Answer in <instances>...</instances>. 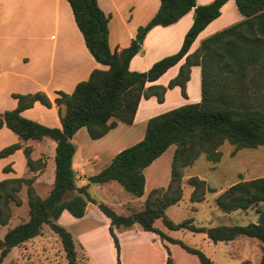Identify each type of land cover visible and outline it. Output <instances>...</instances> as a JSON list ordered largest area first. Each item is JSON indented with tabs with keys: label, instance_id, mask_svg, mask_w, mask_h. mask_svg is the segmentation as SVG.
Instances as JSON below:
<instances>
[{
	"label": "trees",
	"instance_id": "1",
	"mask_svg": "<svg viewBox=\"0 0 264 264\" xmlns=\"http://www.w3.org/2000/svg\"><path fill=\"white\" fill-rule=\"evenodd\" d=\"M67 1L88 50L98 63L108 69H95L89 79L80 82L71 94L56 92L54 102L61 128L46 127L22 116L24 110L37 102L52 106L48 95L43 92L14 94L18 100L17 108L0 114V129L7 127L22 142L49 137L57 143L55 182L47 198L43 199L35 192L34 178L0 182V225L9 223L12 204L22 205L19 194L24 185L28 187L30 208L29 220L10 229L0 240V264L14 248L41 236L46 225L59 236L68 264H81L72 233L58 224V220L65 211L76 219H82L90 204L98 206L110 220L109 233L119 254L117 264L122 263L115 229H130L135 225L180 245L197 256L200 264H214L202 251L188 247L181 240L171 239L156 228L158 220L171 231L187 229L204 233L212 243L229 244L238 239H256L263 246L259 264H264V177L238 182L215 198L224 214L255 209L257 223L203 227L195 225L193 219L176 224L167 215V210L183 199L184 170L202 155L217 164L222 159L220 148L227 142L235 146L234 152L264 146V103L248 100L246 86L252 70L259 72V76L264 75V0H234L243 20L203 40L193 53L190 50L198 36L221 16V9L230 0H215L207 5H198L197 0H160L156 15L146 26L139 28L137 38L122 50L110 47L111 16L100 8L98 0ZM193 10V25L176 54L161 59L147 72L130 69L131 61L142 49L138 39L144 40L157 26L175 24ZM183 60L185 63L178 76L168 87H148L149 83L158 81ZM195 66L201 68V101L151 118L143 140L118 153L99 174L89 178L90 184L115 181L127 193L142 198L146 185L144 171L175 145L168 188L151 191L142 210L124 216L94 198L89 192L90 185L78 187L73 168L76 152L73 138L77 132L87 128L93 140L101 139L117 126L118 121L132 124L143 98L156 97L159 103H163L169 88L180 87L187 97L186 86ZM21 148V144L4 148L0 151V159ZM31 152V147H25L30 168L39 162L32 160ZM189 184L193 188L191 202L194 204L203 203L208 193L216 192L198 177H191ZM171 255L168 251L165 264H174Z\"/></svg>",
	"mask_w": 264,
	"mask_h": 264
},
{
	"label": "crops",
	"instance_id": "2",
	"mask_svg": "<svg viewBox=\"0 0 264 264\" xmlns=\"http://www.w3.org/2000/svg\"><path fill=\"white\" fill-rule=\"evenodd\" d=\"M231 2L232 0L224 5L221 12ZM98 3L100 8L111 16L109 42L112 50H122L130 46L132 41L137 38L138 28L146 25L156 15L160 7V0H98ZM197 4L200 5L198 0ZM194 16L195 11L193 10L175 24L153 28L146 35L140 53L131 61L130 69L133 70V62L145 50V54L149 53V50H153L151 41L154 39L159 40L161 48L175 42V51H178L177 49L181 47L184 35L193 25ZM242 20L243 17L241 16L240 21ZM214 22L198 36L191 47L190 53L195 52L203 40L211 37L208 36L212 33L209 32V27ZM205 33L206 36H203ZM173 34L179 35L174 36L172 39L169 38ZM197 41H200V44L196 46ZM184 63L185 60L171 68L158 81L149 83L148 87L152 85L168 87L170 82L178 76L180 67ZM95 69L107 70L108 67L98 63L88 50L67 0H0V114L17 108L18 100L14 98V94L27 95L43 92L48 95L52 106L46 107L37 102L31 108L24 110L22 116L46 127L61 128L58 108L54 102L56 92L62 91L71 94L80 82L89 79ZM201 80V68L198 66L193 67L190 80L186 86L187 98H185V102L180 97L179 90L181 88L179 87L169 88L163 103H159L156 97L143 98L139 103L132 124L118 121L117 126L101 139L93 140L87 128L80 129L73 138V144L76 147L73 168L76 173L77 186L90 185L89 192L94 198L109 206L119 215L125 216L142 210L151 191L167 189L171 181L172 162L176 151L175 145L171 146L144 171L146 185L145 194L142 198H136L131 194V197H126L121 191L124 189L115 181L101 185L90 184L89 178L99 174L118 153L143 140L147 123L151 118L175 109L176 106L173 105L176 103H180L179 105L182 106L186 103H199L202 99ZM192 87L195 88V92L191 96L190 90ZM167 104L170 105V108H167ZM14 144H21L22 148L0 159V182L11 179L34 178L33 187L35 192L41 198H47L53 190L55 182L57 143L49 137L42 140L22 142L10 129L7 127L1 128L0 151ZM25 147H31L32 160L39 161L32 168L28 166L24 153ZM195 164L186 170L183 179V199L190 194L186 185H188L187 181L194 177ZM212 189L216 190L215 188ZM225 190L216 191L214 194L208 193L203 203L192 204L195 205L198 211L199 205L206 204L209 199H215ZM19 196L22 205L12 204L11 219L4 226L8 227L6 233L13 227L15 228L27 222L30 218V214H28L25 216L24 221H19L20 216H15L16 220L19 221L15 222L14 215L16 213L30 209L28 187L26 185L23 186ZM175 206L170 207L167 213ZM249 211L242 212L248 214ZM238 212L241 211L232 214ZM65 217L70 218L72 216L65 211L58 221ZM74 220L75 223H87L88 226L96 225L97 221H104L106 227H110V220L96 205H93L92 208H90V205L88 206L84 218H75ZM257 221L258 219L255 223ZM159 222L163 224L161 220L156 221L155 227L158 229L160 228L157 226ZM206 223L209 224L206 227H210L213 220H208ZM87 225L85 226L87 227ZM137 226L139 225H135L130 229L137 228ZM160 230L164 232L161 228ZM164 233L166 234V232ZM243 241L245 240L238 239L226 245L233 246L239 244V242L241 244Z\"/></svg>",
	"mask_w": 264,
	"mask_h": 264
},
{
	"label": "rangeland",
	"instance_id": "3",
	"mask_svg": "<svg viewBox=\"0 0 264 264\" xmlns=\"http://www.w3.org/2000/svg\"><path fill=\"white\" fill-rule=\"evenodd\" d=\"M214 1L198 0V3L203 5ZM240 20L241 15L235 1L232 0L231 4L222 10L219 19L209 27V32L212 33L208 36L237 24ZM186 34L183 37L182 44ZM178 35L173 34L169 38L172 39ZM203 36H206V33ZM144 40H142V45ZM151 43L153 50H149L147 54H145V50L143 54L139 55L133 62L132 71L147 72L155 63L167 56L176 54L182 47L181 45L177 49L178 51H175V42L164 48L160 47L158 39L152 40ZM199 44L200 41H197L195 45ZM259 74V72L252 70L246 81L249 91L247 95L250 98L248 100L258 104L264 103V75L259 76ZM181 90H179L180 97L185 102L187 97H184ZM190 91L192 96L195 88L192 87ZM179 104H174L173 106H176L174 108L182 106ZM167 108H170L169 104H167ZM220 151L222 152V159L217 164L210 163L205 155H202L195 162L196 164L194 163L193 176L206 181L210 188H215L217 192L223 191L238 182L264 177V146L257 149L245 148L234 152L235 146L227 142L220 148ZM188 168L184 170V177ZM187 182L188 185L186 187L189 189L190 194L167 213L169 219L174 223L180 224L186 220L193 219L195 225L203 227L209 225L206 223L208 220H213L210 227L246 226L250 223H255L258 219L255 209L247 212L248 214L241 211L226 215L219 209L215 199H209L206 204L199 205L197 211V208L191 202L192 187L189 184V180ZM121 191L126 197H131L125 190ZM95 195L98 196L97 193ZM92 206L90 204V208ZM28 214L29 210L26 209L16 213L14 215L15 222L24 221L25 216ZM15 216H20V220L17 221ZM74 219L73 217H65L58 221V224L63 225L72 233L80 263L117 264L119 254L110 236L109 228L106 227V223L97 221L96 225L88 226L87 223H75ZM157 226L166 232L169 238L181 240L188 247L202 251L214 264H259L262 259L263 246L256 239L244 238L245 241L241 242V244L239 242V244L227 246L226 243H212L204 233H194L187 229L171 232L160 222ZM7 229L8 227L0 226V240L6 235ZM115 233L119 239L122 264H163V262L166 263L168 251L172 253V257L175 259L174 264H200L197 256L188 253L180 245L163 240L157 234L146 232L140 226L134 229H115ZM1 264H68V261L59 236L46 225L39 238L13 249Z\"/></svg>",
	"mask_w": 264,
	"mask_h": 264
},
{
	"label": "water",
	"instance_id": "4",
	"mask_svg": "<svg viewBox=\"0 0 264 264\" xmlns=\"http://www.w3.org/2000/svg\"><path fill=\"white\" fill-rule=\"evenodd\" d=\"M138 42L141 44L142 43V40H139Z\"/></svg>",
	"mask_w": 264,
	"mask_h": 264
}]
</instances>
